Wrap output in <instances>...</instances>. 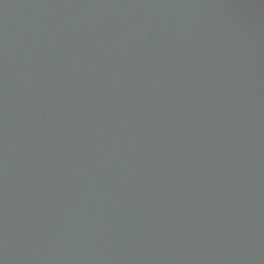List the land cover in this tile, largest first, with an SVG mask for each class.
I'll return each mask as SVG.
<instances>
[{
    "label": "water",
    "instance_id": "obj_1",
    "mask_svg": "<svg viewBox=\"0 0 264 264\" xmlns=\"http://www.w3.org/2000/svg\"><path fill=\"white\" fill-rule=\"evenodd\" d=\"M0 264H264V0H0Z\"/></svg>",
    "mask_w": 264,
    "mask_h": 264
}]
</instances>
